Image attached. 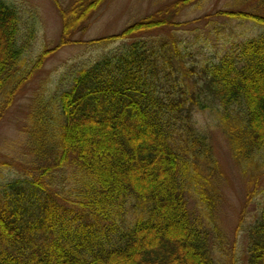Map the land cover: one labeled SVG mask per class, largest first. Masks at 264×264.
<instances>
[{"label":"trees","instance_id":"obj_1","mask_svg":"<svg viewBox=\"0 0 264 264\" xmlns=\"http://www.w3.org/2000/svg\"><path fill=\"white\" fill-rule=\"evenodd\" d=\"M107 1L60 4L58 46L81 43L103 54L29 113L34 164L15 165L18 175L7 179L8 163H0V264H218L220 166L194 112L211 106L236 163L259 184L264 0H251L263 4L258 11L234 0L237 8L195 20H208L215 35L233 21L258 28L203 64L198 39L182 29L193 22L176 19L205 0L166 2L119 33L77 38ZM21 26L20 9L0 0V121L55 49L43 50L29 72L33 33L26 39ZM247 254V264H264V200Z\"/></svg>","mask_w":264,"mask_h":264},{"label":"rangeland","instance_id":"obj_2","mask_svg":"<svg viewBox=\"0 0 264 264\" xmlns=\"http://www.w3.org/2000/svg\"><path fill=\"white\" fill-rule=\"evenodd\" d=\"M6 1L15 4L21 11V35L27 39L29 32L33 33L25 64L29 72L43 50L55 48L44 63L33 72L32 77L22 85L14 103L0 121V163L13 166L5 165L2 171L4 177L10 179L18 175L15 165L34 164L32 160L34 156L30 151L32 147L27 145L28 134L24 128L30 121L28 115L33 107L56 99L61 91L68 88L74 70L81 68L82 65L92 64L101 57L103 51L81 43L58 46L63 24L60 4L64 7L70 0ZM171 1L175 0H108L92 20L86 34L77 38L90 40L119 33L128 25ZM255 3L253 10L258 11V7H262L263 4L257 1ZM255 3L250 0L245 4L251 8ZM226 8H237L234 0H205L187 7L176 19L193 22L189 27L185 26L182 29L190 35L189 40L198 39L197 43L200 46L198 48L202 52L197 59L204 58L199 64L225 51L229 47L230 39H246L258 32V28H253L249 22L233 21L215 35L207 29L208 20L195 21L206 14ZM216 19L218 23L224 21L222 17ZM190 28L193 30L189 32ZM197 34L200 38L195 37ZM187 45L190 48L191 42L189 41ZM209 103L212 105L210 101ZM194 119L199 128L208 134L214 158L220 166L216 173L222 194L216 211L219 246L215 248V254L218 257V264H247L250 228L259 215L264 200V174L260 175L259 184H256L241 171L226 136L216 127L211 106L195 111Z\"/></svg>","mask_w":264,"mask_h":264}]
</instances>
